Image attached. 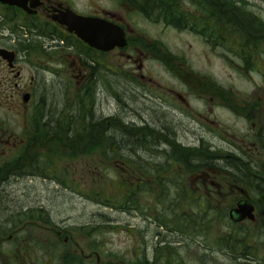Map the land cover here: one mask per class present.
I'll return each instance as SVG.
<instances>
[{
	"label": "flooded vegetation",
	"instance_id": "1",
	"mask_svg": "<svg viewBox=\"0 0 264 264\" xmlns=\"http://www.w3.org/2000/svg\"><path fill=\"white\" fill-rule=\"evenodd\" d=\"M67 10L126 45L90 47L59 21ZM151 26L186 32L252 89L178 69L175 82L146 75V48L162 45L145 39ZM104 72L120 82L101 85ZM139 95L160 116L121 107ZM113 127L130 146L107 144ZM41 178L83 187L87 220L55 218L34 191ZM195 212L204 229L234 236L247 264H264V0H0V264H195Z\"/></svg>",
	"mask_w": 264,
	"mask_h": 264
},
{
	"label": "rangeland",
	"instance_id": "2",
	"mask_svg": "<svg viewBox=\"0 0 264 264\" xmlns=\"http://www.w3.org/2000/svg\"><path fill=\"white\" fill-rule=\"evenodd\" d=\"M252 2V1H251ZM229 3H236V0H230ZM259 14L257 9H253L252 13ZM138 25L143 24V20L139 19L136 21ZM145 31H147V34L144 36L145 39L148 42H161V46L153 45L152 47L146 48V54H148V57L146 60H144L145 65V74L150 75V77H154L156 80H169L170 82L173 80L175 82L174 78L171 76V73H175L176 70L178 71H188L191 72L196 78L202 79V84L204 83V79L206 76H209L210 74L217 77L220 82L222 80L225 83L228 84H235L240 88L241 91H249L252 89V82L247 78L243 77L241 78L238 75L232 74L233 71L229 66H227L226 62H220L218 60L213 59L210 61V63L206 62L204 59V46L203 45H196L193 43V40L189 37V35L186 32H178L176 30H160L159 27H144ZM176 59V60H175ZM180 65V67H177ZM105 73V72H104ZM101 73V85L105 84H114V77L108 76V72L105 74ZM229 75H232V77ZM106 76V77H105ZM117 78H121L120 76ZM216 78V79H217ZM120 82V81H119ZM118 82V83H119ZM201 85V84H200ZM199 85V86H200ZM144 90H139L138 92L141 94L142 92L148 93L150 90L154 92L155 88H149ZM181 89H184L182 87ZM124 98V97H123ZM137 101L131 100L130 102H123L120 103L121 107L126 104H133V105H139V107L146 106L143 111L144 115L150 117L153 119L155 116H160L158 111H151L149 101L144 99V96H133ZM100 98L96 100L95 103V110L97 111L101 107ZM135 102V104H134ZM102 107L104 105L102 104ZM155 107V106H154ZM197 107V106H196ZM105 108V107H104ZM199 108V107H197ZM52 106H49L47 109L48 112H51ZM54 109L60 110L59 107H54ZM127 109V108H126ZM94 110V111H95ZM122 110V109H121ZM123 118L120 124H122L123 127H125V124H123L125 119L126 121L129 119L130 116L125 115H131L129 112L123 111ZM113 120L109 118V122H112ZM115 125L112 124L111 127ZM117 126V125H115ZM80 128V127H79ZM73 130L76 129L75 126L72 127ZM192 127H181L177 130L178 137H182V135H185L190 138ZM190 131V132H188ZM46 150H43L42 155L46 153ZM42 187L44 185L50 186L51 190L44 193L43 198L46 197L49 199V202H53L54 207H58L55 210L54 215L56 216H65L70 215L73 217L75 221H80V223H83L87 220L88 209L90 207L88 205L85 206L87 203H83L82 198L79 197L81 192L85 193V189L81 187L80 185L75 186L72 192L68 191V188H61L59 186H56L55 184H52V182H48L45 180H41ZM101 184V183H100ZM103 185V184H101ZM105 186V185H104ZM117 187V186H116ZM38 188V187H37ZM46 199H44L45 201ZM195 211L196 209L193 208ZM84 211V213H83ZM200 220V221H199ZM202 218L196 215V218L192 220V224L189 223L190 228L193 226V231H189L188 233V242L189 247L191 249L192 255L194 257L195 264H247L245 260L250 261L245 256H240L238 254V250H240V247H238V243L234 244L236 248L227 249L226 245H223V235L219 233L218 229L209 230L203 228V223L201 222ZM195 223H199L201 225L196 226ZM206 223V221H204ZM181 226V225H180ZM181 228V227H179ZM230 235V234H229ZM231 241H235L233 239L234 236H230ZM185 237L183 236L182 239ZM108 244L103 245V250L108 249ZM262 259L264 258V251H259L256 257Z\"/></svg>",
	"mask_w": 264,
	"mask_h": 264
},
{
	"label": "water",
	"instance_id": "3",
	"mask_svg": "<svg viewBox=\"0 0 264 264\" xmlns=\"http://www.w3.org/2000/svg\"><path fill=\"white\" fill-rule=\"evenodd\" d=\"M61 23H64L68 26V31L77 35L79 39L86 42L90 47L97 48L102 51L111 49L117 45L124 46L122 32L117 34H106L102 33L100 29L97 32H92V26L94 22H91L87 17L77 16L72 11H68L64 19L59 20Z\"/></svg>",
	"mask_w": 264,
	"mask_h": 264
},
{
	"label": "bare ground",
	"instance_id": "4",
	"mask_svg": "<svg viewBox=\"0 0 264 264\" xmlns=\"http://www.w3.org/2000/svg\"><path fill=\"white\" fill-rule=\"evenodd\" d=\"M223 2L224 3H226V2H230V0H226V1H224L223 0ZM254 33L255 34H261L262 32H261V30L260 29H258V28H254L253 29V31H252V35H254ZM115 78V77H114ZM121 78H115V79H113V80H116L117 81V84H118V82H119V80H120ZM101 87V85H100V83H98L97 82V85H96V88H95V90L97 89V88H100ZM125 101H127L126 99H125ZM44 117H42V119H43ZM49 118V117H48ZM50 120V119H49ZM48 119H46L45 120V127L48 129V130H58V127L57 126H55V124H52V126H51V121H49ZM89 124L92 126V127H95L96 125L93 123V121L92 120H89ZM118 126V125H117ZM96 128V127H95ZM190 130H192V129H190ZM188 132H190V131H188ZM108 137H107V144H110V143H112L113 142V140H114V138L116 137V136H121V137H123V142H124V146H127V145H129L130 146V144H131V142H132V139H131V137L129 136V135H127L126 134V132L123 130V128H119V127H113V128H111L110 129V131H109V134L107 135ZM129 149H128V147H124L123 148V151H128ZM50 163V162H49ZM46 168L44 169V171H43V176H45V177H48V176H50V175H52L54 172V164H46ZM42 176V177H43ZM44 177V178H45ZM41 180H42V178H41ZM43 181V180H42ZM43 185V184H42ZM37 187L38 188H35L34 189V191L35 192H37V193H40V195H44V193L45 192H47V191H49V190H51V188H50V186H48V185H44L42 188L39 186V185H37ZM20 188V187H19ZM62 188H64V187H62ZM72 190H73V188L72 187H68V191H70V192H72ZM45 191V192H44ZM30 192L32 193V191L30 190ZM44 199H46L45 201H44ZM46 204V206L47 207H54V204L55 203H53V202H49V199L48 198H46V197H44L43 198V204ZM56 208H58V207H54V209L56 210ZM56 217H58V216H56L55 215V218ZM222 243H223V245H226V248L227 249H232V248H235V246H234V243L236 244V242H233V241H231V240H225V239H223V241H222Z\"/></svg>",
	"mask_w": 264,
	"mask_h": 264
},
{
	"label": "trees",
	"instance_id": "5",
	"mask_svg": "<svg viewBox=\"0 0 264 264\" xmlns=\"http://www.w3.org/2000/svg\"><path fill=\"white\" fill-rule=\"evenodd\" d=\"M46 131H51V130H48L46 127H44V126H42ZM51 154L49 153V155H47V156H50ZM49 159V158H48ZM196 215L197 216H199L196 212L193 214V219L194 218H196ZM200 221V220H199ZM201 222L203 223V228L202 229H204V227L206 226V223H204V220H201ZM196 224V226H199V225H201V224H199V223H195ZM231 238L232 237H228L226 240H231ZM234 238V237H233Z\"/></svg>",
	"mask_w": 264,
	"mask_h": 264
}]
</instances>
